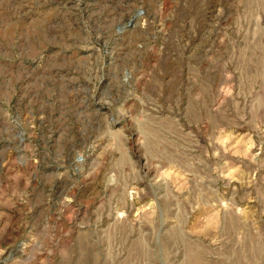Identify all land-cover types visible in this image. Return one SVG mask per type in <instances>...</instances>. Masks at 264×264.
<instances>
[{
  "label": "rangeland",
  "instance_id": "obj_1",
  "mask_svg": "<svg viewBox=\"0 0 264 264\" xmlns=\"http://www.w3.org/2000/svg\"><path fill=\"white\" fill-rule=\"evenodd\" d=\"M0 264H264V0H0Z\"/></svg>",
  "mask_w": 264,
  "mask_h": 264
}]
</instances>
